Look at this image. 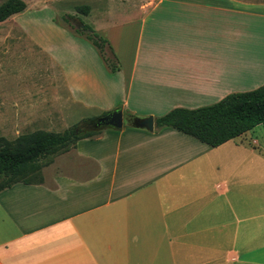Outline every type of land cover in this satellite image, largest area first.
I'll return each mask as SVG.
<instances>
[{"label": "crops", "instance_id": "obj_1", "mask_svg": "<svg viewBox=\"0 0 264 264\" xmlns=\"http://www.w3.org/2000/svg\"><path fill=\"white\" fill-rule=\"evenodd\" d=\"M62 1L32 3L67 39L53 22ZM73 1L87 2L83 30L117 65L75 85L76 100L121 111L123 125L93 129L39 178L0 191V264H264V127L210 147L155 126L264 85V0ZM19 26L51 47V34Z\"/></svg>", "mask_w": 264, "mask_h": 264}, {"label": "rangeland", "instance_id": "obj_2", "mask_svg": "<svg viewBox=\"0 0 264 264\" xmlns=\"http://www.w3.org/2000/svg\"><path fill=\"white\" fill-rule=\"evenodd\" d=\"M32 1H26L29 8L23 14L0 22V136L13 142L36 131L95 135L94 126L106 114L86 110L76 100L80 95L73 90L92 73L96 76L107 71L85 38L90 34L88 30L83 31L88 19L76 11V7L88 4L73 0L54 3L53 22L70 33L66 39L57 35L58 28L50 31L45 28L50 23L51 12L44 9L34 14L37 2ZM20 23L34 34H51L53 41L48 40L51 47L43 49L33 45ZM105 50L111 59L109 50L106 47ZM48 159H40L38 169L29 170L19 180L31 182L39 178Z\"/></svg>", "mask_w": 264, "mask_h": 264}, {"label": "trees", "instance_id": "obj_3", "mask_svg": "<svg viewBox=\"0 0 264 264\" xmlns=\"http://www.w3.org/2000/svg\"><path fill=\"white\" fill-rule=\"evenodd\" d=\"M25 8L26 5L21 0H7L0 5V22L23 12ZM86 9L79 7L77 11L85 12ZM85 30L90 33L85 38L97 50L105 67L110 72L117 71L115 59L106 41L88 27L83 31ZM105 47L109 50L111 59L106 56ZM258 125L264 127V85L249 92L227 95L210 106L194 110L174 109L155 119L157 128H172L210 147H218ZM88 136L90 135L77 136L73 131L62 134L36 131L22 135L13 142L0 136V191L17 182H29L19 179L29 170H37L40 159L49 157L48 165L57 154Z\"/></svg>", "mask_w": 264, "mask_h": 264}, {"label": "water", "instance_id": "obj_4", "mask_svg": "<svg viewBox=\"0 0 264 264\" xmlns=\"http://www.w3.org/2000/svg\"><path fill=\"white\" fill-rule=\"evenodd\" d=\"M94 128H99L103 126H111L113 128H121L123 125L122 112L113 111L106 114L104 117L100 118ZM143 124H146L149 128L152 126V119H147Z\"/></svg>", "mask_w": 264, "mask_h": 264}]
</instances>
